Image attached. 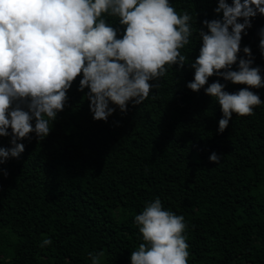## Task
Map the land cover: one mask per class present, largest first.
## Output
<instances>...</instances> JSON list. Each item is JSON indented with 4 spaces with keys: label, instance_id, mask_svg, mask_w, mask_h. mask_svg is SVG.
I'll use <instances>...</instances> for the list:
<instances>
[{
    "label": "trees",
    "instance_id": "obj_1",
    "mask_svg": "<svg viewBox=\"0 0 264 264\" xmlns=\"http://www.w3.org/2000/svg\"><path fill=\"white\" fill-rule=\"evenodd\" d=\"M169 2L189 11L193 28L219 18L218 0ZM104 18L120 27L116 17ZM251 23L238 58L249 46L264 78V16ZM200 46L194 33L180 51L194 62ZM81 78L49 135L30 133L19 141L25 151L0 164V264H91L89 253L101 250V264H131L143 242L134 217L157 197L185 218L188 264H264V103L251 116L233 114L220 133L215 98L188 89L194 70L174 65L141 105L129 102L122 113L110 104L116 111L107 122L96 121L88 89L77 90ZM217 80L229 93L246 87L215 75L204 87ZM250 90L264 102V87ZM11 147L10 137H0V148ZM45 238L53 243L41 248Z\"/></svg>",
    "mask_w": 264,
    "mask_h": 264
},
{
    "label": "clouds",
    "instance_id": "obj_2",
    "mask_svg": "<svg viewBox=\"0 0 264 264\" xmlns=\"http://www.w3.org/2000/svg\"><path fill=\"white\" fill-rule=\"evenodd\" d=\"M213 11L219 18L205 19L198 29L187 9L178 12L169 0H0V137H10L12 145L0 148V164L25 151L19 141L30 133L39 140L49 135L78 77L77 90L88 89L85 96L96 121L107 122L116 111L110 104L122 113L129 102L141 105L174 65H189L194 79L187 88L197 93L204 88L219 104L218 132H224L233 114L253 115L264 102L250 89L264 87V78L253 66L249 46L243 48L247 58L238 54L242 33L247 35L253 18L264 16V0H218ZM105 15L116 17L120 27ZM194 33L201 46L189 62L180 50ZM258 35L264 55V28ZM237 61L238 70H232ZM214 75L246 87L229 93L217 80L205 88ZM220 158L212 153L209 160L219 163ZM134 223L143 242L131 251V264H188L183 215L165 210L157 197L145 203ZM52 243L45 238L40 247ZM89 257L91 264H101L104 252Z\"/></svg>",
    "mask_w": 264,
    "mask_h": 264
}]
</instances>
